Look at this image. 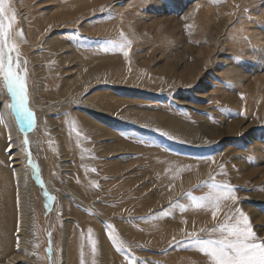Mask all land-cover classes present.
Listing matches in <instances>:
<instances>
[{
	"label": "rangeland",
	"instance_id": "374dc122",
	"mask_svg": "<svg viewBox=\"0 0 264 264\" xmlns=\"http://www.w3.org/2000/svg\"><path fill=\"white\" fill-rule=\"evenodd\" d=\"M9 7L34 121L0 75V221L15 246L26 221L19 264H211L188 233L220 238L241 211L264 239V0ZM225 185L237 199L213 218L201 197ZM82 221L98 251L74 241Z\"/></svg>",
	"mask_w": 264,
	"mask_h": 264
},
{
	"label": "snow or ice",
	"instance_id": "6c2138e0",
	"mask_svg": "<svg viewBox=\"0 0 264 264\" xmlns=\"http://www.w3.org/2000/svg\"><path fill=\"white\" fill-rule=\"evenodd\" d=\"M10 0H0V75H2L4 83L11 93L12 103L7 107L14 109L22 120L26 121V127L33 124V112L29 108V91L27 84V61H22L20 54L16 49V45L9 46V40L13 38L14 22L16 21L15 12L9 7ZM199 8V5H197ZM11 13V15H9ZM124 49V45H120ZM16 53L13 56V53ZM122 54L127 57L128 51L123 50ZM23 144L29 143L26 138ZM11 152V146L8 149ZM28 163L32 167V171L39 178V168L33 163L30 153L28 154ZM213 187H216L213 185ZM225 191H221L214 196L201 199H207L209 206L214 210L213 218L216 217L221 201L237 199L235 189L230 186H223ZM44 195L52 200L54 197L49 196L47 192ZM239 219L234 216L228 217L229 223L224 224L219 229L220 238L203 239L198 237L197 233H188V239L199 245V251L205 254L211 264H264V239L257 236L253 230L249 217L242 211L239 212ZM19 226L17 227V246H19ZM89 240L95 247V241L92 240L89 229ZM216 229H213L215 232ZM115 239V237H111ZM135 259V258H133ZM81 264H84L83 260Z\"/></svg>",
	"mask_w": 264,
	"mask_h": 264
},
{
	"label": "bare ground",
	"instance_id": "6f19581e",
	"mask_svg": "<svg viewBox=\"0 0 264 264\" xmlns=\"http://www.w3.org/2000/svg\"><path fill=\"white\" fill-rule=\"evenodd\" d=\"M103 99H98L99 101V103L102 105H105V104H107V106H109V105H111V106H113L114 105V101H111V100H105V98L104 97H102ZM97 102V101H96ZM82 123V122H81ZM88 124V122H85V121H83V124ZM166 123V122H165ZM88 126H89V124H88ZM176 126V125H175ZM79 127V126H78ZM175 128V130L176 131H179V128L178 127H174ZM200 161V160H199ZM181 163H183V162H181ZM15 164H17V163H15ZM174 166V165H173ZM163 167V166H162ZM162 167H160V168H162ZM168 168V167H167ZM167 168H165V169H167ZM157 170V169H156ZM166 171V170H165ZM163 174V173H162ZM7 176V175H6ZM5 178V177H4ZM19 180H23V177L22 176H19V178H18ZM5 180V179H4ZM8 180H10V179H8ZM10 182H11V180H10ZM7 189V188H6ZM21 197H23V195L21 196ZM23 200V199H22ZM206 206H208V205H206ZM23 210H26V207H24L23 208ZM208 210V209H207ZM202 213H200V215H201ZM24 215V214H23ZM203 215V214H202ZM2 217V216H1ZM25 217V216H24ZM14 218V217H13ZM15 219V218H14ZM80 221H81V219H80ZM1 222V227H0V264H19L22 260H24L25 259V257L27 256L25 253H24V251H22L23 250V244H19V248H14V247H16L17 246V244H16V246L13 244L12 245V242H11V244H10V241H9V239H8V235H9V238L11 237L10 235H11V232H12V230H14V224L12 223V221H5V223H4V221H0ZM14 222V221H13ZM22 222H23V224H22ZM25 222L26 221H21V225H23L22 227H19V229H20V231H19V235H20V237H19V239L21 240V239H23L21 236H23V235H25V232H26V225H25ZM7 223H10L9 225H8V227H6L5 225L7 224ZM5 226V227H4ZM79 227H80V229L79 230H77L76 232H74L73 234H74V236H72L73 237V239H74V241L76 242V244L78 243V242H81V240L83 241V238H82V235L83 234H85V233H87L88 234V230H89V225H88V222H84V221H82L81 222V225H79ZM93 230H95L93 227H92V231ZM14 232V231H13ZM71 232V231H70ZM98 232L99 231H97V230H95L91 235V237H93L94 239H95V242H97L98 244H96L95 245V247H94V249H93V251L94 250H97L98 251V249H97V247L99 246V234H98ZM19 240V241H20ZM22 241V240H21ZM74 242V243H75ZM73 243V244H74ZM75 244V245H76ZM80 245H81V243H80ZM79 246V245H78ZM92 248H93V246H92ZM14 249L16 250V251H14ZM18 249V250H17ZM19 249L21 250V251H19ZM84 249V248H83ZM75 250V249H74ZM74 250H73V248H72V250L70 251V252H72V255L74 254ZM69 255H71V253L69 254ZM68 255V256H69ZM76 256L77 255H79L78 253L77 254H75ZM93 255V254H92ZM97 253L95 254L94 253V259H96L97 258ZM44 256H45V253H44ZM67 256V255H66ZM80 256V255H79ZM64 257V256H63ZM92 257V256H91ZM55 258V254H53V257H52V261H53V259ZM79 258V257H78ZM77 260V259H76ZM80 260V259H79ZM98 260V259H97ZM65 261H68V259L66 258V260ZM71 262V261H70ZM72 262H74V261H72ZM80 262H81V260H80ZM65 264H67V262H65Z\"/></svg>",
	"mask_w": 264,
	"mask_h": 264
}]
</instances>
